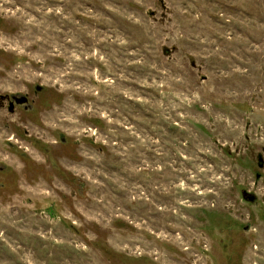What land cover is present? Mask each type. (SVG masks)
Here are the masks:
<instances>
[{"label": "rangeland", "instance_id": "rangeland-1", "mask_svg": "<svg viewBox=\"0 0 264 264\" xmlns=\"http://www.w3.org/2000/svg\"><path fill=\"white\" fill-rule=\"evenodd\" d=\"M5 95L0 264H264V0H0Z\"/></svg>", "mask_w": 264, "mask_h": 264}, {"label": "water", "instance_id": "water-1", "mask_svg": "<svg viewBox=\"0 0 264 264\" xmlns=\"http://www.w3.org/2000/svg\"><path fill=\"white\" fill-rule=\"evenodd\" d=\"M37 90L40 91L41 88L38 87ZM5 99H6L5 96H0V102H2V101L5 100ZM14 99H15L16 102H17L18 104H20V105H24L25 103L28 102V100L26 99L25 96H19V98H17V97L15 96ZM14 111H15V110H14V103H11V107L9 108V112H10V113H14ZM258 161H259V167H260V168H264V159H263L262 156L259 157ZM260 177H261V176L258 174V175H257V179H259ZM243 196H244L245 200H248L249 202H254V201L256 200V197H255V196L250 195V194H248V193H244Z\"/></svg>", "mask_w": 264, "mask_h": 264}, {"label": "flooded vegetation", "instance_id": "flooded-vegetation-1", "mask_svg": "<svg viewBox=\"0 0 264 264\" xmlns=\"http://www.w3.org/2000/svg\"><path fill=\"white\" fill-rule=\"evenodd\" d=\"M6 99L3 100L2 102H0V108H4L6 104H8V111H9V108L11 107V103H14V110L16 109V106H26L28 105V97H26V99L28 100L27 103H25L24 105H20L16 102V100L14 99L15 96H8V95H5ZM17 98H19V96H16ZM15 113V111H14ZM13 114V113H12Z\"/></svg>", "mask_w": 264, "mask_h": 264}]
</instances>
